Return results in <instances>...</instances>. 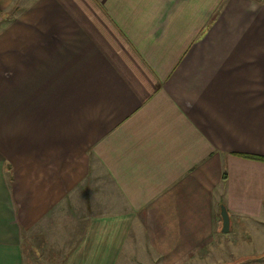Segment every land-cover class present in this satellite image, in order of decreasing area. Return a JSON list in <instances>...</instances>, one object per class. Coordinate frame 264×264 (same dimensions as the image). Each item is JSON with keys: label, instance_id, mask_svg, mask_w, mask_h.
Listing matches in <instances>:
<instances>
[{"label": "crops", "instance_id": "0c3cea01", "mask_svg": "<svg viewBox=\"0 0 264 264\" xmlns=\"http://www.w3.org/2000/svg\"><path fill=\"white\" fill-rule=\"evenodd\" d=\"M254 157L264 0H0V264L54 263L77 219L67 264L254 258Z\"/></svg>", "mask_w": 264, "mask_h": 264}, {"label": "rangeland", "instance_id": "374dc122", "mask_svg": "<svg viewBox=\"0 0 264 264\" xmlns=\"http://www.w3.org/2000/svg\"><path fill=\"white\" fill-rule=\"evenodd\" d=\"M84 220H73V227L71 230V236L69 239L66 240L64 244L60 246V248L55 249L54 253L52 254L53 258L55 259L51 264H67V263H79L80 260V238L82 236L83 228H81L80 223ZM86 221L83 223L85 224ZM80 225V226H79ZM93 238V243H94ZM96 242L100 243L99 239L96 238ZM137 246H133L132 248L136 249ZM234 249L231 250V262L227 263H142L139 259H142L144 253H140L139 251H130V252H123L121 253V263H113V264H264V253L258 255L254 258H242L241 251L236 250V247H240L239 242L233 241ZM97 253H99L97 251ZM50 259L51 252L46 253ZM89 257L93 259L95 262V255L96 253L91 250L88 252ZM218 260V258H216ZM52 261V260H51ZM145 262V261H144Z\"/></svg>", "mask_w": 264, "mask_h": 264}, {"label": "water", "instance_id": "95a60500", "mask_svg": "<svg viewBox=\"0 0 264 264\" xmlns=\"http://www.w3.org/2000/svg\"><path fill=\"white\" fill-rule=\"evenodd\" d=\"M221 218H222V232L229 233L231 231V218L227 208L221 206Z\"/></svg>", "mask_w": 264, "mask_h": 264}, {"label": "trees", "instance_id": "16d2710c", "mask_svg": "<svg viewBox=\"0 0 264 264\" xmlns=\"http://www.w3.org/2000/svg\"><path fill=\"white\" fill-rule=\"evenodd\" d=\"M254 158H258V159H262V160H264V158H263V157H254Z\"/></svg>", "mask_w": 264, "mask_h": 264}]
</instances>
